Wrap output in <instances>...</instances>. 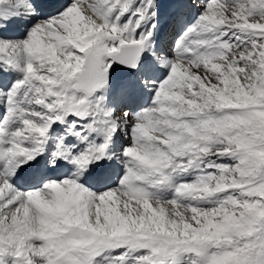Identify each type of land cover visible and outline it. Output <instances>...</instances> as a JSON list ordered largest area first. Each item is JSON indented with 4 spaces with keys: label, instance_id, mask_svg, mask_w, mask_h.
Returning a JSON list of instances; mask_svg holds the SVG:
<instances>
[{
    "label": "snow or ice",
    "instance_id": "6c2138e0",
    "mask_svg": "<svg viewBox=\"0 0 264 264\" xmlns=\"http://www.w3.org/2000/svg\"><path fill=\"white\" fill-rule=\"evenodd\" d=\"M0 264H264V0H0Z\"/></svg>",
    "mask_w": 264,
    "mask_h": 264
},
{
    "label": "rangeland",
    "instance_id": "374dc122",
    "mask_svg": "<svg viewBox=\"0 0 264 264\" xmlns=\"http://www.w3.org/2000/svg\"><path fill=\"white\" fill-rule=\"evenodd\" d=\"M221 2H223V0H221Z\"/></svg>",
    "mask_w": 264,
    "mask_h": 264
}]
</instances>
